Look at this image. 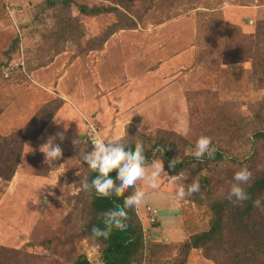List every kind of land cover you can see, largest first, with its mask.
<instances>
[{
    "label": "rangeland",
    "instance_id": "rangeland-1",
    "mask_svg": "<svg viewBox=\"0 0 264 264\" xmlns=\"http://www.w3.org/2000/svg\"><path fill=\"white\" fill-rule=\"evenodd\" d=\"M45 1L0 0V137H8L24 128L49 99L69 98L71 95L84 98L85 92L86 96L94 97V91L100 90L101 77L106 72L112 75L110 83L124 79L129 72H135L137 77L146 80L147 68L151 65L150 58L145 56L149 34L162 23L169 25L166 29L170 36L173 35L169 40L170 48L181 51L189 59L186 60V78H182L181 86H175L176 90L166 93L165 101L155 104L145 101L138 107L134 105L135 110L130 113L134 117L129 124L147 135L167 129L189 139L191 142L184 150H168L176 161L195 156L202 123L213 117L218 109L225 107L241 120L242 117L251 118L258 103L264 100V80L256 74L253 61L248 58L247 42L242 44L239 41L242 35L255 34L258 23L263 22L264 28V0H156L144 4L127 0H74L78 6L72 14L80 17L82 26L73 37L76 38L67 43H58L50 36L52 31H57V19L55 12L45 7ZM117 4L126 15L138 21V28L120 30L115 34L122 35L117 36L109 46L107 41L102 49L92 50L93 45H90L89 50L84 51L90 37L100 35L116 22V16L111 13L96 17L78 15L79 6L97 5L107 9ZM226 23L235 27L230 35ZM212 27L216 30L206 36L205 33H209ZM233 57L241 61L223 68L222 60ZM75 60L78 61L74 63ZM73 63L72 70L66 75ZM8 67L10 70L7 71ZM71 72L74 83L65 84L63 81H66V76L70 77ZM149 79L150 92L160 88L161 80ZM140 90L143 97L148 88ZM95 93L97 95L98 91ZM179 95L182 103L175 100ZM146 96L148 98L145 95L144 99ZM172 98L174 102L170 103ZM85 116L96 123L99 134L103 130H106L105 133L112 132L113 135L109 133L105 140L120 139L116 138L120 132L116 134L115 128L110 130L106 126L109 121L106 123L97 114ZM124 116L125 113L120 118ZM69 117L64 124L61 119L55 120L57 124L38 138L27 139L13 180L6 183L0 179V246L11 249L1 251L0 264H71L68 257L73 254L86 255L92 262H101L99 246L94 242L84 239L75 243L79 232L77 214L70 217L71 221L68 219L72 211L69 199L76 195L78 185L83 182L76 181L75 177L83 172L86 165L79 160L80 150L84 149L87 153L93 150L86 144L87 132L74 148L66 141L62 158L52 164L45 163V154L41 151V146L56 133H64L67 138L75 133L74 128H82L84 121L77 109H71ZM75 121L76 126L73 124ZM117 123L116 120L113 123L117 129L122 128L123 124ZM74 136L72 134V138ZM59 142L61 140L57 137L54 144ZM251 145V142L234 145V154L244 157ZM144 155L148 161L153 157L162 160L161 153L154 149L145 151ZM226 163L212 167L222 169ZM163 164L165 173L158 182V189H146V203L142 209H136L145 220L147 245L151 248L155 245L163 247L155 256L148 250L144 264L175 263L181 256L183 243L192 234L210 228V214L206 207H198L189 197L176 199L179 184L186 183L191 175L184 172L181 176L185 179L173 183L164 161ZM138 183L144 188L142 181ZM157 199L163 204L171 200L181 205V222L168 223L167 217H164V223L159 222V218L153 222L148 210L149 206L154 207L151 205ZM70 238L72 243L65 244ZM46 242L47 247L41 245ZM186 264L217 263L205 257L202 249H192Z\"/></svg>",
    "mask_w": 264,
    "mask_h": 264
},
{
    "label": "trees",
    "instance_id": "trees-1",
    "mask_svg": "<svg viewBox=\"0 0 264 264\" xmlns=\"http://www.w3.org/2000/svg\"><path fill=\"white\" fill-rule=\"evenodd\" d=\"M123 2L126 0H116ZM133 3H154L156 0H127ZM59 2H62L59 5ZM45 7L52 10L57 19L56 29L52 31L53 36L58 43H67L77 32L81 30V21L79 16H74L76 5L74 0H46ZM78 15L87 17H96L102 14H114L116 22L111 23L100 35L90 37L89 44L84 48L88 51L90 45L92 50L102 49L105 43L120 30H135L138 28V21L129 17L122 11L118 4L107 9L95 5L88 7L79 6ZM141 19V18H140ZM262 23H258L257 30L253 35H242V44L247 42L248 58L253 61V68L256 74L264 80V28ZM226 30L231 34L234 25L226 23ZM216 27V26H213ZM210 28L209 37L216 28ZM49 36V35H46ZM238 41V40H237ZM214 50V47H212ZM59 52L61 50L59 49ZM241 60L233 57L230 60H222L223 68ZM0 68L2 66L0 65ZM63 98L53 99L42 105L34 118L21 130L8 137H0V179L10 183L19 167L24 145L27 139L38 138L50 125L64 105ZM224 108V109H223ZM225 107L218 109L213 117H210L202 123V134L211 137L212 146L216 149L214 158H209L206 154L197 160L194 157H185L182 160L175 159L170 149L184 150L191 141L175 131L162 129L156 134H145L137 131L134 125L129 124L125 128V135L120 141L127 145L135 147V144L141 142L144 152L154 149L161 153V158L165 163V168L171 175H182L188 172L191 179L185 185L192 181H199L200 192L190 196L198 207H206L210 214V228L203 232L192 234L186 240L181 248L180 258L173 264H186L190 251L192 249H202L205 257L215 261L217 264H264V199L261 200V207H253V200L258 197H264V100L258 103L257 110L251 118L240 120L235 114L229 113ZM87 123V137L89 123ZM94 122V121H91ZM95 123V122H94ZM34 129V131H32ZM86 132L84 136H86ZM83 136V137H84ZM201 136V135H200ZM82 137V138H83ZM81 138V139H82ZM102 138V137H101ZM251 142V149L244 157H238L234 154V145ZM234 148V149H233ZM187 156V155H186ZM157 159L153 157L149 163ZM32 161V159H31ZM175 163V168H170L169 163ZM227 162V163H226ZM225 164L222 169L212 167ZM195 167H194V166ZM242 167H247L252 172V179L244 185L245 190L251 196V199L244 202L243 206L234 205L226 196L231 188L233 175ZM37 172V170H36ZM39 175V173L37 172ZM42 175V174H41ZM97 175L84 165V170L76 181H91ZM115 179L117 173L110 174ZM79 191L69 201L72 202V211L70 217L76 213L78 217L79 232L75 243L88 240L99 246L101 262H92L86 255L73 254L68 257L71 264H144L147 258V251L150 250L153 256L163 247L155 245L149 247L146 242L144 225L136 209H128V219L125 223L128 225L124 231L113 229L110 236L93 238L92 228L98 226L103 228V218L101 213L111 210L117 204L122 205L124 198L131 194L134 189H128L123 196L101 197L95 191H85L82 183L78 185ZM66 238H69L67 236ZM70 244L71 238L66 241ZM47 247L48 243L41 245ZM64 245V243H61ZM8 249L0 246L1 251ZM17 251V250H15ZM20 254V251H17Z\"/></svg>",
    "mask_w": 264,
    "mask_h": 264
},
{
    "label": "clouds",
    "instance_id": "clouds-1",
    "mask_svg": "<svg viewBox=\"0 0 264 264\" xmlns=\"http://www.w3.org/2000/svg\"><path fill=\"white\" fill-rule=\"evenodd\" d=\"M65 139L64 133H56L55 136L48 138L47 142L41 146V151L45 154V163L52 164L63 156V150L54 140ZM75 144L81 143L74 141ZM93 150L90 153L80 150L79 160L86 163L87 167L96 172L97 175L91 181L85 179L82 182V188L85 191H95L98 196L120 197L128 189H134L130 195L124 198L123 204H117L111 210H107L100 215L103 218L104 227L93 226V238L103 237L107 239L113 229L124 231L128 225L125 221L128 219V209H139L147 200L146 189L156 190L159 187V180L165 173L163 160L153 159L150 163L144 155V147L141 142L135 144V147L127 145L120 141L103 140L97 138L92 140ZM216 149L212 146V139L209 136L201 134L196 142V151L194 153L197 160L205 156L214 158ZM170 168H175V163H169ZM117 175L115 179L110 175L113 172ZM252 172L247 167H242L233 175V181L226 198L234 205L243 206V203L250 200L251 196L245 190L252 179ZM173 183L182 181L185 178L180 174L170 176ZM142 181L144 188L138 182ZM200 192L199 181H192L185 185L180 183L176 191V199L183 200L195 193ZM264 197H258L253 200V207L260 208L261 200Z\"/></svg>",
    "mask_w": 264,
    "mask_h": 264
},
{
    "label": "crops",
    "instance_id": "crops-1",
    "mask_svg": "<svg viewBox=\"0 0 264 264\" xmlns=\"http://www.w3.org/2000/svg\"><path fill=\"white\" fill-rule=\"evenodd\" d=\"M174 22L176 21L174 20ZM168 26H169L168 24L162 23L158 29L156 28L155 32H152V34H149V40L147 44L148 53L145 56H147L148 59L150 58L151 65H149L147 68V71L150 73L148 72L146 73L147 75L146 80L140 79L139 77H137L134 74L135 72H129L128 75H124V79H121L120 81L114 80L112 83H110V78L112 75H110V72H106V74H104L101 77L102 81L99 85L100 90L99 89L95 90V91H98L97 95L94 91V94H95L94 97L86 96V92H85L84 98H81V96L79 97L78 95L77 96L68 95V97L70 96L69 98L61 97L65 101L64 105L62 109L59 111V113L57 114V116L53 119L52 123H50V125L45 130L50 129L53 125L57 124L56 123L57 121L55 120L61 119L62 124H64V120H69L70 118L69 111L71 109H77L79 111L80 117L84 121L82 124V128L80 129H76L77 127L74 128L75 133H72V134L73 135L75 134V136L73 138H72V134L71 135L69 134V137L65 138L63 141L58 143V145H60L62 149L65 148L63 145H65L64 143L66 141H67L68 146H70L71 148H74V145H75L74 141H79L84 136L87 130L86 119H89L88 117L85 116V114L87 115L97 114V116L102 118L103 121H106V123L109 121L108 124L106 125L108 129L113 130L115 128L114 132H116V134L117 132H120L118 133L119 135L116 138H119V137L121 138L125 134V131H124L125 125L132 123L131 120L134 116L131 115L130 113H132V111L135 110L134 105L138 107L141 103H145V101H148L149 103H152V104L161 103L165 101L164 98H166L165 97L167 95L166 93L170 94L172 93V91L176 90L175 89L176 87L181 86L182 78H186L185 74L187 73L186 71H188V67H186V60L188 58L183 56L181 51L179 50L175 51L174 48H170L171 42L169 40L172 39L173 35L170 36L168 34V31L166 29ZM158 31L160 32L158 33ZM91 35L92 33H90V36ZM119 35H122V34L118 33V34H115L112 38H110L108 40V46L112 43L113 40H116L115 38ZM108 46L106 45L107 52L109 53ZM66 52L67 51L59 54V56L63 55ZM137 58H140V57H134V59H137ZM56 60L57 59H55V61ZM78 60H75L74 63ZM55 61L53 63H55ZM74 63L71 65L69 70H67L66 75H68L69 71L72 70V66L74 65ZM132 69H136V68L132 67ZM151 77L157 80L158 79L161 80V85L159 86L160 88L158 89L154 88L152 92L149 91V85H148V83L151 82V80L149 79ZM61 78L62 77H60V80H63ZM65 79L66 81H63L65 84L74 83L73 72H71L70 77L67 78L66 76ZM111 84H113L112 87H109ZM93 85L97 86V84H93ZM144 87L148 88V90L145 92V95H148V98L146 96L145 99H144L145 95L141 97L142 94L139 93L141 91L140 89ZM105 88L107 91H105ZM108 89L111 91H109ZM173 95L174 94H172L171 96ZM50 100L51 99H49V101ZM173 100L174 99L172 98V100H170V103H173L174 102ZM175 100H180V103H182L181 95L176 97ZM106 108H107V111H106ZM124 113L126 114V116H124L121 119L120 116H122ZM115 120L118 121L117 124H120V125L123 124L121 125L122 128L117 129L116 124H113ZM124 120H127V122H124ZM73 124H75L76 126V121ZM103 132L100 131V136L104 140H105L104 137L109 136V133L112 134V132L105 133L106 130H103ZM68 146H67V149H71ZM147 205L149 206V204ZM151 206L158 208V210L160 211V215L157 217L159 218L158 219L159 222L162 221L164 223L165 222L164 217L168 218V219L166 218L168 223H170L169 221H171V223L176 222V220L178 222L180 221L179 215L181 214V211H180L181 205H179L177 202H172L171 200H168L166 204H163L162 201L157 199V200H154V203H152ZM142 208L143 206L141 207V209ZM140 217L142 218L143 223H145V220L141 212H140ZM177 229L179 230V228Z\"/></svg>",
    "mask_w": 264,
    "mask_h": 264
},
{
    "label": "built area",
    "instance_id": "built-area-1",
    "mask_svg": "<svg viewBox=\"0 0 264 264\" xmlns=\"http://www.w3.org/2000/svg\"><path fill=\"white\" fill-rule=\"evenodd\" d=\"M8 70H10V67L7 68V71ZM88 123H89V131H88V138L86 140V144L88 147H94L92 140H96L97 138L99 139L102 138L98 132L96 123L91 121H88ZM148 211L150 212L149 214L151 216L152 221L154 222L156 218L159 216V211L155 207H150V206Z\"/></svg>",
    "mask_w": 264,
    "mask_h": 264
}]
</instances>
